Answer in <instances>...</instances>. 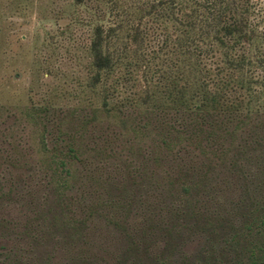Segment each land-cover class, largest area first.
Segmentation results:
<instances>
[{"label": "rangeland", "instance_id": "1", "mask_svg": "<svg viewBox=\"0 0 264 264\" xmlns=\"http://www.w3.org/2000/svg\"><path fill=\"white\" fill-rule=\"evenodd\" d=\"M234 1L264 81V0ZM192 6L0 0V264H264V84L218 130L222 159L171 126L198 78ZM98 25L112 69L95 79Z\"/></svg>", "mask_w": 264, "mask_h": 264}, {"label": "trees", "instance_id": "2", "mask_svg": "<svg viewBox=\"0 0 264 264\" xmlns=\"http://www.w3.org/2000/svg\"><path fill=\"white\" fill-rule=\"evenodd\" d=\"M189 1L193 6L188 12L189 20L185 24L188 29H184L181 33L183 42L181 47L186 56L193 58L198 78L187 87L177 90L179 96L175 100L182 107L177 111L174 122L180 128H176L175 124L171 126L177 133L175 136L178 139L180 136L184 137L183 129L187 130L186 128L191 126L186 139L195 141L196 148L201 153L212 154L217 159H222L226 155V150L217 138L218 130H222L221 125L226 120L229 121L234 116L245 113L243 110L250 109L258 94L263 92L254 84L260 82L264 84V81L258 79L255 69L251 68L255 61L250 59L242 48L244 42L251 39L253 30L246 18H239V8L235 1ZM180 3L179 6L182 4ZM175 4L168 8L174 9ZM231 5L234 7L232 8ZM202 8L206 11H202ZM241 9V13L249 12L247 7ZM103 41V29L98 25L90 41L92 63L97 70L95 79L99 78L101 72L112 69L110 55L104 53L102 49ZM256 62L264 68V57L257 58ZM186 91L189 92V98H185ZM106 104L105 100L104 105ZM174 144V140L171 139L163 141V147L168 151L173 149ZM177 152L176 154H179ZM178 156L182 159L181 153ZM64 165L65 162L60 160L55 163V168ZM231 165L235 166L233 163ZM203 166L204 173L212 167L208 162ZM55 168L54 172H56ZM58 176L61 177V174ZM201 178L203 180L205 175H201ZM63 183L64 181L61 184ZM182 188L184 191L188 190L185 186ZM262 248L264 252V240Z\"/></svg>", "mask_w": 264, "mask_h": 264}]
</instances>
